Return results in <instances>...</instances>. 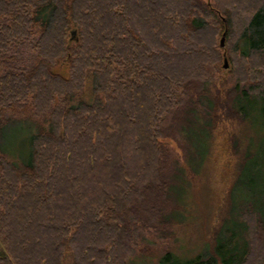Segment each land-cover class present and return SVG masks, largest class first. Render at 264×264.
Listing matches in <instances>:
<instances>
[{"label": "trees", "instance_id": "obj_1", "mask_svg": "<svg viewBox=\"0 0 264 264\" xmlns=\"http://www.w3.org/2000/svg\"><path fill=\"white\" fill-rule=\"evenodd\" d=\"M219 34L239 65L223 100L209 85ZM25 46L28 67L17 62ZM62 64L68 78L55 72ZM203 99L214 115L199 124ZM229 118L264 137V0H213V10L198 0H0V264H127L142 232H163L185 203L184 184L171 195L163 140L184 132L202 156ZM18 125L28 126L24 153L1 145ZM255 140L211 254L165 251L157 264H248L251 218L263 261L264 138Z\"/></svg>", "mask_w": 264, "mask_h": 264}, {"label": "rangeland", "instance_id": "obj_2", "mask_svg": "<svg viewBox=\"0 0 264 264\" xmlns=\"http://www.w3.org/2000/svg\"><path fill=\"white\" fill-rule=\"evenodd\" d=\"M198 1L213 10V0ZM224 37V34H219L216 38L218 45L220 40L223 41L220 70L213 75L212 83L209 84L212 87V92L218 90L221 93L220 98L222 100L225 92L235 86V72L239 69V65H234L229 56ZM33 58V52L28 46H25L19 51L17 62L24 67H28L33 63ZM55 72L64 78L69 77L67 65H60ZM81 97L88 102L92 99L89 82L85 84ZM210 103L208 100L203 99L195 112L199 124H204L207 120L206 117L214 115L212 111L214 108ZM216 113L221 116L225 111L217 110ZM18 126L5 133L1 145L4 148L13 150L19 148L18 151L22 150V153L26 137L21 135L28 132V126ZM262 131L263 128H252L248 121L239 123L235 118L223 119L210 131V138L207 140L208 151L206 148L205 153L202 156L197 155V157L194 150V141L192 139L185 140L186 134L184 132L176 133L172 139H164L163 143L167 146L170 154L166 161L165 172L168 181L170 180L172 197L174 198V192H178L181 185L184 184L185 187V203L181 202L180 206L175 205L183 218L176 216L175 220H172L173 224L167 225L163 232L159 228L158 232L143 231L139 246L128 257L127 264H157L158 259L165 251H170L184 258H192L199 254H211L212 236L228 211V195L238 174V163L244 151L247 148L251 150L249 144L253 142L256 145L255 147L258 146V141L255 140V142L254 139H263ZM203 138H206L205 134ZM186 154L187 158L185 160ZM257 158H259L260 167L264 166V154L259 155ZM11 161L17 162L15 158H11ZM178 171L181 174L177 175ZM177 176L178 178H176ZM256 179L259 183L264 182L263 171L260 176H256ZM263 199L264 195L261 196V200ZM254 220L252 218L248 219L251 233V228L256 225ZM251 233L248 237L251 245L248 264H264V259L263 261H257L255 252H253L255 242ZM259 247L256 244L255 249ZM262 251L264 256V249Z\"/></svg>", "mask_w": 264, "mask_h": 264}, {"label": "water", "instance_id": "obj_3", "mask_svg": "<svg viewBox=\"0 0 264 264\" xmlns=\"http://www.w3.org/2000/svg\"><path fill=\"white\" fill-rule=\"evenodd\" d=\"M74 34H75V33H74V32H72V36H74ZM222 42H223V41L221 40V45H222Z\"/></svg>", "mask_w": 264, "mask_h": 264}]
</instances>
